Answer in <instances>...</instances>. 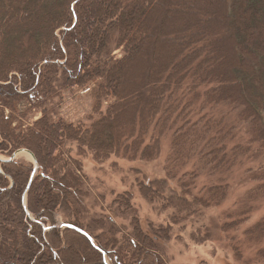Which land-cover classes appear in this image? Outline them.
I'll return each mask as SVG.
<instances>
[{
  "label": "trees",
  "instance_id": "1",
  "mask_svg": "<svg viewBox=\"0 0 264 264\" xmlns=\"http://www.w3.org/2000/svg\"><path fill=\"white\" fill-rule=\"evenodd\" d=\"M213 1L205 4L207 15L197 16L184 14L188 0H0V154L27 149L38 165L26 191L33 165L0 161V264H160L156 240L169 238L167 229L150 236L133 218L134 241L122 249L111 221L100 235L83 223V181L63 158L66 142L97 161H149L167 133L165 176L138 186L145 197L161 199L162 208L175 209L171 221L225 198L226 183L192 192L198 169L223 173L244 155L264 162V0ZM216 16L236 31L218 27ZM11 45L17 52H9ZM219 53L227 55L224 62L208 61ZM72 88L91 98L88 122L49 108L58 92ZM131 99L137 103L129 107ZM219 104L236 107L248 124L244 145L234 143V126L225 128L223 117L189 116L194 105ZM35 111L40 116L28 121ZM190 161L195 168L179 173ZM247 171L257 183L243 204L264 195V163ZM173 181L178 187L171 191ZM130 199L123 192L113 204L133 212ZM252 234L264 237V218L246 233Z\"/></svg>",
  "mask_w": 264,
  "mask_h": 264
},
{
  "label": "rangeland",
  "instance_id": "2",
  "mask_svg": "<svg viewBox=\"0 0 264 264\" xmlns=\"http://www.w3.org/2000/svg\"><path fill=\"white\" fill-rule=\"evenodd\" d=\"M188 1L189 4L184 14L207 15L205 4L208 0ZM221 1L223 0H214L213 3L219 6ZM42 3L48 8V2ZM28 7L30 11L33 5L29 4ZM214 20L212 22L218 23L221 21V17L216 16ZM224 23H218V27L223 25L221 27L225 30L230 27L232 31H236L235 23H228L227 20ZM231 38L234 41V32ZM255 42L254 38L246 45H253ZM237 44L241 48L242 55L246 56L244 45ZM9 52H17V45L9 46ZM112 54L119 57L122 51L120 48H116ZM226 58L227 55L219 53V55H211L208 61L224 62ZM237 65L241 66V62L237 61ZM231 81H233L232 78H226V82L231 84ZM90 103L91 98L87 95L86 90L72 88L58 92L57 96L52 99V103L49 104V108L65 120L88 122L86 118L90 112ZM127 103L130 107L137 103V99H131ZM235 108L222 104L204 108L194 105L189 116L195 120L203 111H207L213 119L218 120L223 117L221 120H223L225 128L227 126L235 128L232 130L234 143L244 145L247 142L248 124L237 118V108ZM40 114V111H35L27 120L33 121ZM63 151L65 162L83 181L78 209L84 217L85 222L83 223L89 225L94 234H102L108 221H111L121 248H129V242L134 241V223H132L134 218L137 219L138 226L147 235L152 236L154 230L159 228L167 229L169 238L166 239L161 234V238L156 240L160 264H264V237L258 239L252 234L248 238L246 235L250 227L264 218V195L246 204L242 202L245 193L257 183L250 179L247 170L257 168L264 163L260 158L254 160L248 155L240 156L236 164L229 171L223 173L210 174L206 169H198L196 171L197 179L194 181L196 185L194 184L192 192H199L200 187L204 184L226 183L228 189L225 198L219 204L198 208L199 210L187 219L181 221L179 218H175L171 221L170 216L175 213V209L162 208L161 199L145 197L141 194L138 186L140 182L161 179L165 176L166 158L170 151L167 133L161 138L160 154L149 161L128 160L115 156L97 161L90 152H80L75 142H66L63 145ZM0 158L7 157L0 154ZM15 160L33 165L31 156L25 151H20ZM194 168L195 165L190 161L185 168L182 167L179 170V173L184 172L185 169L193 170ZM176 186V181L170 182L171 191L177 189L178 186ZM123 192L130 193V206L133 212L125 210L123 206L113 204L116 195ZM167 193L169 190H166ZM55 217L57 225L64 227L62 214L57 213ZM232 222L235 224L224 226V224ZM2 250L1 246L0 254H2Z\"/></svg>",
  "mask_w": 264,
  "mask_h": 264
},
{
  "label": "water",
  "instance_id": "3",
  "mask_svg": "<svg viewBox=\"0 0 264 264\" xmlns=\"http://www.w3.org/2000/svg\"><path fill=\"white\" fill-rule=\"evenodd\" d=\"M20 151L27 152L31 156L32 161H33V168H32L31 174H30V178H29L28 184L26 186V191H27L29 186H30V183H31L32 179L34 178V175H35V173H36V171L38 169V165H37L36 159H35L34 155L32 154V152L27 150V149H23V148L22 149H17L14 152H12L11 155L8 158H0V161H3V160H14L16 158V155ZM26 191H25V193L23 195L22 205H23V208L26 211V213H28L27 208H26ZM77 230L80 233H82L83 235H85L89 240H91V237L88 234H86L83 230H80L78 228H77Z\"/></svg>",
  "mask_w": 264,
  "mask_h": 264
}]
</instances>
